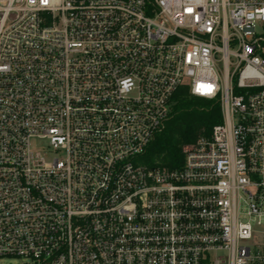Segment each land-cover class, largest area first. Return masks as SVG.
<instances>
[{
	"label": "built area",
	"instance_id": "obj_1",
	"mask_svg": "<svg viewBox=\"0 0 264 264\" xmlns=\"http://www.w3.org/2000/svg\"><path fill=\"white\" fill-rule=\"evenodd\" d=\"M180 88L222 124L148 167ZM0 258L264 264V0H0Z\"/></svg>",
	"mask_w": 264,
	"mask_h": 264
},
{
	"label": "trees",
	"instance_id": "obj_2",
	"mask_svg": "<svg viewBox=\"0 0 264 264\" xmlns=\"http://www.w3.org/2000/svg\"><path fill=\"white\" fill-rule=\"evenodd\" d=\"M222 124L218 101L192 96L180 88L172 98L171 114L165 128L152 141L143 162L148 167L179 169L184 163L182 148L199 137H210L214 127Z\"/></svg>",
	"mask_w": 264,
	"mask_h": 264
},
{
	"label": "rangeland",
	"instance_id": "obj_3",
	"mask_svg": "<svg viewBox=\"0 0 264 264\" xmlns=\"http://www.w3.org/2000/svg\"><path fill=\"white\" fill-rule=\"evenodd\" d=\"M31 149L33 151L42 152L44 154H50L52 158L57 155L53 153V150L49 147L48 141L34 139L31 141ZM25 259L19 258H0V264H26Z\"/></svg>",
	"mask_w": 264,
	"mask_h": 264
}]
</instances>
